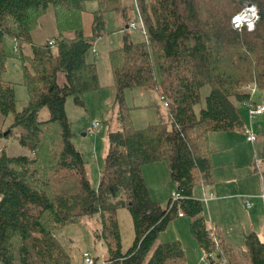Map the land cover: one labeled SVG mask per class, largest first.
<instances>
[{
  "label": "trees",
  "instance_id": "trees-1",
  "mask_svg": "<svg viewBox=\"0 0 264 264\" xmlns=\"http://www.w3.org/2000/svg\"><path fill=\"white\" fill-rule=\"evenodd\" d=\"M96 1L92 31L85 34L81 13L87 11L86 0H0V118L14 116L6 135L0 129V264H79L54 230L95 214L102 222L95 237L107 243V250L102 259L87 251L92 264H187L182 241L159 240L180 212L192 218L190 232L200 250L207 254L217 248L204 202L194 189L202 180L215 182L210 132L241 128L245 133L249 120L247 114L245 126L241 108L248 110L251 96L242 86L256 83L264 88V0H136L147 36L125 35L124 43L110 51L119 128L108 132L95 188L84 154L72 141L66 103L72 98L84 107L88 91L101 87L97 64L87 61V55L91 49L98 53L93 44L105 35L107 13L127 22L134 19L135 8L123 0ZM245 2L256 3L260 10L252 31H238L231 24ZM51 4L58 31L55 45L49 40L35 43L32 31ZM6 38L16 42L29 93L20 111L14 84L3 79ZM205 86L211 90L205 106L197 110ZM134 88L154 89L161 104L150 107L159 115L161 108L169 110L168 119L134 127L132 107L125 101V91ZM43 109L49 117L41 120ZM101 124L94 122L91 132L96 134ZM11 136L30 153L8 155L2 141ZM161 161L182 195L174 200L171 192L166 207L152 198L142 174L143 165ZM263 169L264 164L255 167L262 179ZM123 207L135 228L125 251L116 219ZM218 239L228 263L236 264L232 248L220 235ZM245 241L250 263L264 264V238L253 231Z\"/></svg>",
  "mask_w": 264,
  "mask_h": 264
},
{
  "label": "rangeland",
  "instance_id": "rangeland-1",
  "mask_svg": "<svg viewBox=\"0 0 264 264\" xmlns=\"http://www.w3.org/2000/svg\"><path fill=\"white\" fill-rule=\"evenodd\" d=\"M123 3L129 6L133 4L135 7L134 12L133 9H131V12L134 19L124 22L119 14L108 12L105 17L107 20L105 35L97 38L93 44L98 53H93L91 49L87 55V61H93L97 64L100 89L88 91L84 96V107L76 105L72 98H68L66 103L71 131L74 133L72 141L84 154L89 178L95 188L98 186L100 168L104 166L108 148V132L119 128L118 108L114 102L115 89L110 51L124 43L125 35H128L129 38L131 35L132 38L147 36L143 15L140 9L138 10L137 1L123 0ZM85 5L87 11L81 13V21L83 22L85 34H90L93 19L91 12L98 8V3L96 0H86ZM38 21L39 25L32 31V41L40 44L45 43L47 40H55L58 31L52 4L46 14ZM125 24H127V28ZM4 46L8 58L3 79L14 84L16 108L20 111L29 101L28 89L24 84L23 66L19 58L20 54L17 53L19 50L16 42L6 38ZM29 65L31 67L30 63ZM246 87L247 85L242 86V90H245ZM145 90L134 88L125 91V101L128 106L132 107L130 117L136 128L156 124L160 119H168L169 116V110L161 108L159 115L157 109L150 107L153 103L161 104L159 95L156 94L154 89ZM210 90L209 86L201 89V101L196 105L197 110L205 106V98ZM254 97L258 102H264V88L258 87ZM241 109L246 126L248 110L244 105ZM48 117L49 112L47 109H43L39 114L41 120ZM13 120V114L8 117H1L0 129L7 130ZM94 122H102L96 134L91 132V126ZM253 125L258 136V141L254 146L246 139V127L248 125L245 127V133L241 128H235L231 131L210 132L209 139L215 150L211 155L212 162L215 165L213 191L206 188L210 185L203 180L194 189L195 197L204 202L210 232H215L216 236H219L217 230L222 232L227 238L226 244H229L232 248L238 264L250 263V254L245 241L246 235L255 231L260 238H264V201L262 199L264 181L260 176L261 173L255 171L256 166L264 164V114L256 118ZM2 143L8 155L30 153L28 148L22 147L13 136L4 138ZM142 174L152 198L158 201L162 207H166L168 195L170 196L171 192L177 191V185L170 177L167 163L161 161L143 165ZM205 189L207 190L206 193L208 191L213 192V194H210L213 195V198L209 201L208 206L202 196ZM233 195L239 197H236V199L231 197ZM207 197L209 196L207 195ZM242 197L251 200L253 206L250 209L243 206ZM209 218L216 224L210 221ZM116 219L119 224L122 250L125 251L130 247L135 237L134 223L129 209L127 207L118 209ZM79 221L68 224L64 228L57 227L58 229L54 230V234L66 251L70 253L71 259L75 263L84 264L83 252L87 251L102 259L106 254L107 243L103 239H97L94 232L95 229L101 227L100 214L85 216ZM191 221L192 218L189 216L175 218L159 237L160 241H182L188 249L186 253L187 264L194 262L195 254H200L199 257L205 255L197 247L196 240L190 232L189 224Z\"/></svg>",
  "mask_w": 264,
  "mask_h": 264
},
{
  "label": "built area",
  "instance_id": "built-area-1",
  "mask_svg": "<svg viewBox=\"0 0 264 264\" xmlns=\"http://www.w3.org/2000/svg\"><path fill=\"white\" fill-rule=\"evenodd\" d=\"M260 18V10L257 4L253 2H247L244 4L243 9L240 10L237 14H235L232 17L231 24L233 29L241 31L243 28H247L248 31H252L256 27V23ZM49 44L51 46L55 45V41H49ZM246 86V85H245ZM258 85L256 83H249L247 84V87L245 88V92H247L251 98L250 103H247L248 107V126L246 127V135L247 140L251 142L252 144H255L258 141V136L255 132L253 123L260 115L264 113V102H259L258 104L255 103V94L257 92ZM164 104L167 105V100L164 99V97H161ZM94 126H97V123L94 124ZM260 168V166H259ZM258 168V171H260ZM172 197L174 200H180L182 195L180 192L173 191ZM262 198L264 199V193L262 195ZM244 204L247 207H251L252 202L248 198H244ZM204 201H208L207 198L204 196ZM180 217H183V213H179ZM211 237L214 240V243L216 245V250L210 251L204 256L200 258V260L196 264H202V263H208V264H229L225 256L223 255L222 251H220V240L218 239V236H216V233H210ZM83 257L85 260V263L92 264L93 259L89 255V252H84Z\"/></svg>",
  "mask_w": 264,
  "mask_h": 264
},
{
  "label": "crops",
  "instance_id": "crops-1",
  "mask_svg": "<svg viewBox=\"0 0 264 264\" xmlns=\"http://www.w3.org/2000/svg\"><path fill=\"white\" fill-rule=\"evenodd\" d=\"M213 146V145H212ZM215 151V150H214ZM214 164V163H213ZM214 171H215V165H214V168H213V174H214ZM262 181H264V178L262 179ZM215 183V182H214ZM213 183V184H214ZM212 184V185H213ZM212 185H210V186H208V187H206V188H209V189H211L212 190ZM206 189L205 190H203V193H202V196L204 197H206L207 198V200H208V202L207 203H209V201L213 198V195L211 196L210 194L212 193L213 194V192H207L206 193ZM213 191V190H212ZM195 195V194H194ZM207 195L209 196V197H207ZM228 196V195H227ZM169 195H168V199H169ZM229 197V196H228ZM231 197H234V198H236V197H239L238 195H233V196H231ZM237 199V198H236ZM244 198L242 197V204H243V206H245V208H247V209H250L252 206H253V204L251 205V207H247L245 204H244V200H243ZM168 201V200H167ZM207 206H208V204H207ZM181 218H184V217H181ZM209 220L210 221H212V219L211 218H209ZM213 222V221H212ZM214 224H216L215 222H213ZM215 228L217 229V227H216V225H215ZM218 232H219V235H220V237H221V239L222 240H224V242L225 243H227V238L222 234V232H220L219 230H217ZM229 245V244H228ZM230 246V245H229ZM200 250V249H199ZM201 251V250H200ZM195 256H196V258H195V260H194V262L193 263H191V264H196L197 263V261H199L200 260V258L202 257H199L200 256V254H195ZM233 256H234V260H235V262H236V264H238V261H237V258H235V255H234V253H233ZM202 264H204V263H202ZM249 264H251V263H249Z\"/></svg>",
  "mask_w": 264,
  "mask_h": 264
},
{
  "label": "water",
  "instance_id": "water-1",
  "mask_svg": "<svg viewBox=\"0 0 264 264\" xmlns=\"http://www.w3.org/2000/svg\"><path fill=\"white\" fill-rule=\"evenodd\" d=\"M9 132V130L4 131V135H6Z\"/></svg>",
  "mask_w": 264,
  "mask_h": 264
}]
</instances>
